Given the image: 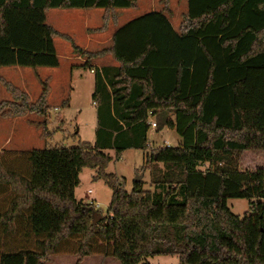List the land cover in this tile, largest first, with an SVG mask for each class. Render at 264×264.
I'll use <instances>...</instances> for the list:
<instances>
[{"label":"trees","instance_id":"1","mask_svg":"<svg viewBox=\"0 0 264 264\" xmlns=\"http://www.w3.org/2000/svg\"><path fill=\"white\" fill-rule=\"evenodd\" d=\"M186 3L179 30L163 11H151L91 52L49 26L45 12H110L135 8L137 0H0V68L57 67V36L85 57L84 68L105 53L118 63L93 72V144L0 149V233L29 241L1 251L0 264H43L55 255L118 264L160 255L177 256L178 264H264V166L241 168L243 154H264V0ZM0 82L12 98L0 101V116L34 113L42 120L30 124L51 136L47 82L35 101ZM149 116L158 117L156 129H173L179 144L148 150ZM128 148L145 151L151 183L161 191L144 190L140 180L126 192L124 181L106 171L105 150L119 157ZM84 168L112 191L96 223L100 211L74 196ZM229 198L252 200L250 212L233 214Z\"/></svg>","mask_w":264,"mask_h":264},{"label":"rangeland","instance_id":"2","mask_svg":"<svg viewBox=\"0 0 264 264\" xmlns=\"http://www.w3.org/2000/svg\"><path fill=\"white\" fill-rule=\"evenodd\" d=\"M186 8V0H137L135 8L116 9L110 12L101 8H52L45 12V17L49 26L59 34L69 36L73 44L84 47L86 51L95 52L110 46V35L114 29L151 11H163L172 26L179 30ZM87 38L90 40L87 41ZM53 43L59 60L57 67L6 66L0 68V78L20 88L31 101H35L40 95L41 81L47 82L49 112L46 126L52 135L43 138L41 137L42 129L30 124V121L42 120V117L35 114L28 116L27 121L19 116L0 117V147L6 143V139H9L10 143L5 146L18 148L7 150L72 147L78 142L93 141L97 106L91 96L94 73L90 70H95L101 63L97 65L98 61L91 58L87 68L74 66L72 69L73 63H82L85 57L78 58L77 53L72 50V43L67 39L57 36L54 37ZM103 56H107L108 59L109 56L111 57L109 53L97 57ZM93 62L96 67L91 65ZM11 99V95L0 82V101ZM66 99L68 104L63 107L62 102ZM157 119L156 116H149V122H156ZM148 138L150 142L148 150L166 145L176 146L180 142L174 130L167 126L162 129L150 126ZM106 152L111 157L106 171L124 181L123 188L126 192L132 190L133 182L138 175H142L140 180L144 190L161 191L151 183L149 169L153 164L145 158V151L127 149L122 151L119 157L115 156L113 149ZM207 166L204 164L198 166V169L206 170ZM259 166H264V154L259 157L250 153L242 155V169H254ZM93 175L92 169L81 170L74 196L85 203L92 200L94 208L105 216L112 191L101 179L94 180ZM251 201L244 198H229L226 204L233 214L242 217L250 212ZM25 246H29V241H25L24 238L4 237L0 233V252ZM43 264H118V262L104 256H87L78 261L76 255H55L48 257ZM138 264H178V258L177 256H152L142 259Z\"/></svg>","mask_w":264,"mask_h":264},{"label":"crops","instance_id":"3","mask_svg":"<svg viewBox=\"0 0 264 264\" xmlns=\"http://www.w3.org/2000/svg\"><path fill=\"white\" fill-rule=\"evenodd\" d=\"M172 25V24H171ZM173 27V26H172ZM173 29L174 30H176L174 27H173ZM115 30V29H114ZM114 30H113V32H114ZM177 31V30H176ZM112 32V33H113ZM112 33H111V35H110V39H111V37H112ZM88 40H90L89 38H87V41ZM81 48V47H80ZM84 48V47H83ZM82 48V49H83ZM83 50H85V49H83ZM78 58H81V57H83V56H80V55H76ZM98 61L96 64L98 65V64H100L101 63V65L99 66L98 65V67H97V69H101V68H103V67H106V68H110L111 69V71L113 70L112 68H115V67H117V65H118V63L112 58V57H110L109 56V59H108V57L107 56H103V57H97V58H94V61ZM82 62V61H81ZM85 62V58H84V60H83V62L82 63H80V62H78V63H73L72 64V69L74 68V66H78V67H82V64ZM106 62H108V63H106ZM91 65L92 66H95V64H94V62H93V64L91 63ZM96 67V66H95ZM93 73V72H92ZM93 89H94V74H93ZM93 89H92V92H93ZM31 114H34V113H27V114H25V115H22V116H19V118H22L24 121H27V118H28V116H31ZM36 115V114H35ZM38 116V115H37ZM95 116H96V114H95ZM1 117V116H0ZM13 117H18V116H13ZM3 118H5V117H3ZM28 123V122H27ZM97 126H98V124H97V117H96V125H95V130H96V128H97ZM95 130H94V138H93V141L92 142H89V143H91V144H93L94 143V141H95ZM52 135V134H51ZM147 138H148V133H147ZM148 140H149V138H148ZM8 143H10V140L9 139H6V143L3 145V146H1L0 147V149H18V148H14V146H5V145H7ZM78 143H80V142H78ZM150 143V142H149ZM128 149H131V148H128ZM109 150H111V149H108V150H105V152L106 151H109ZM125 150H127V149H125ZM124 151V150H123ZM107 153V152H106ZM122 153V152H121ZM121 153H120V155H121Z\"/></svg>","mask_w":264,"mask_h":264},{"label":"water","instance_id":"4","mask_svg":"<svg viewBox=\"0 0 264 264\" xmlns=\"http://www.w3.org/2000/svg\"><path fill=\"white\" fill-rule=\"evenodd\" d=\"M142 175H138L136 178H135V182H139L140 179H141ZM101 218V214L100 213H93V219H92V222L93 223H96L99 219Z\"/></svg>","mask_w":264,"mask_h":264},{"label":"built area","instance_id":"5","mask_svg":"<svg viewBox=\"0 0 264 264\" xmlns=\"http://www.w3.org/2000/svg\"><path fill=\"white\" fill-rule=\"evenodd\" d=\"M90 71L94 72L93 69H91ZM150 126L155 127L156 126L155 122H150ZM87 204L94 205L92 200L91 201H87Z\"/></svg>","mask_w":264,"mask_h":264}]
</instances>
